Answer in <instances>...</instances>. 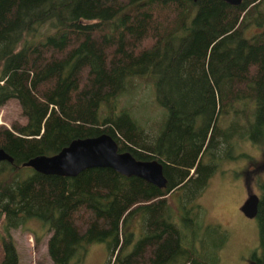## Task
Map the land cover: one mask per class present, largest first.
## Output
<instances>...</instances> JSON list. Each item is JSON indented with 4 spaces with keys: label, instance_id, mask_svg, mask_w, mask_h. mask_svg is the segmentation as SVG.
Masks as SVG:
<instances>
[{
    "label": "trees",
    "instance_id": "1",
    "mask_svg": "<svg viewBox=\"0 0 264 264\" xmlns=\"http://www.w3.org/2000/svg\"><path fill=\"white\" fill-rule=\"evenodd\" d=\"M253 25L262 29L248 35ZM134 77L166 108L156 132L118 104ZM11 98L26 120L0 123L13 157L0 160V264H18L10 229L32 218L53 264L94 241L106 242L107 264H211L197 242L220 235V247L226 233L200 229L197 198L223 150L238 139L264 146V0H0V106ZM102 132L120 151L161 160L166 185L111 167L70 176L23 165ZM259 226L258 263L264 205Z\"/></svg>",
    "mask_w": 264,
    "mask_h": 264
},
{
    "label": "rangeland",
    "instance_id": "2",
    "mask_svg": "<svg viewBox=\"0 0 264 264\" xmlns=\"http://www.w3.org/2000/svg\"><path fill=\"white\" fill-rule=\"evenodd\" d=\"M261 29L260 26L253 25L247 29V34ZM133 84L132 88L128 87L119 96L118 104L130 107L132 115L141 125L147 128L150 126V129L156 132L157 126L166 118V108L157 102L153 83L134 77ZM21 110L16 98L9 99L0 106V123L10 124L15 119L25 121L26 116ZM252 158L263 160L264 146L248 139H238L229 156H219L215 159V170L197 198V202L201 204V219L197 220L200 229L202 224H219L226 233L225 241L220 247V235L211 240L206 239V245L197 242V248L208 258L215 256L211 264H256L255 256L261 254L259 219L256 216L248 217L240 210V205L248 193L262 190L258 180H264V169L252 167ZM172 197H175L174 193ZM136 223L138 222L135 219L134 225ZM3 228L4 223L0 222V235ZM137 229L138 226H135V231ZM44 230L45 227L37 218L29 220L25 227L10 229L18 253V264H53L47 250L49 233L43 234ZM183 230L188 233L190 227L185 225ZM37 234H40L39 241L35 240ZM2 257L0 243V260ZM108 257L106 242L94 241L82 255L74 256L68 264H107Z\"/></svg>",
    "mask_w": 264,
    "mask_h": 264
},
{
    "label": "water",
    "instance_id": "3",
    "mask_svg": "<svg viewBox=\"0 0 264 264\" xmlns=\"http://www.w3.org/2000/svg\"><path fill=\"white\" fill-rule=\"evenodd\" d=\"M240 4L243 0H225ZM0 160L12 161L13 157L0 147ZM34 170L59 175H76L89 167H111L125 175H136L158 187H164L167 177L163 162L157 158L139 159L129 150H118V143L109 132L93 136L77 137L53 154H38L23 162ZM259 197L250 193L241 205V211L248 217L256 215ZM259 264H264L262 261Z\"/></svg>",
    "mask_w": 264,
    "mask_h": 264
},
{
    "label": "flooded vegetation",
    "instance_id": "4",
    "mask_svg": "<svg viewBox=\"0 0 264 264\" xmlns=\"http://www.w3.org/2000/svg\"><path fill=\"white\" fill-rule=\"evenodd\" d=\"M223 152H226L225 153V156H229V154L231 153V151H226V150H223ZM253 161H252V167L256 168V169H259V168H262L264 169V158L263 160H259L257 161L256 158H252ZM250 167V168H252ZM258 183H259V186L261 187V192H252V193H256L259 197V201H258V210H257V213H256V217L259 219V212L261 210V208L263 207L264 205V180H258ZM250 193H248L247 195H249ZM248 197V196H247ZM245 197V199L247 198ZM244 199V200H245ZM244 202V201H243ZM242 205V204H241ZM240 205V207H241ZM241 210V208H240ZM261 263V262H260ZM256 264H259L258 262H256Z\"/></svg>",
    "mask_w": 264,
    "mask_h": 264
}]
</instances>
